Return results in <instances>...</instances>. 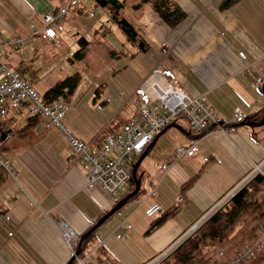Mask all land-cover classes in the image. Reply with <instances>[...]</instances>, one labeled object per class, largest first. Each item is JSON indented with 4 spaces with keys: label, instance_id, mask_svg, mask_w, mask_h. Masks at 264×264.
<instances>
[{
    "label": "crops",
    "instance_id": "0c3cea01",
    "mask_svg": "<svg viewBox=\"0 0 264 264\" xmlns=\"http://www.w3.org/2000/svg\"><path fill=\"white\" fill-rule=\"evenodd\" d=\"M89 1L86 7L94 16L72 11L63 21L65 30L56 40L48 41L33 35L32 26L40 33L44 17L66 6L68 0H0L1 40L31 38L24 46L4 48L6 62L42 95L80 71H89L95 78L108 72L114 77L129 73L139 81H119L120 92H111L107 84L94 82L82 94L79 85L68 100L65 118L66 127L74 135L101 148L124 123L138 115L146 102L144 96H138L139 88L155 72L192 97L204 95L226 128L236 129L226 133L216 126L194 132L185 118H178L176 124L186 133L171 128L177 133L169 129L163 134L175 146L157 153L161 161L145 165L142 181L149 187L129 200L101 230L100 226L94 233L95 244L90 247L87 242L81 253L91 254L96 264H147L236 189L255 164L264 161L263 119L259 117L264 109V0H240L227 10H221L224 0H174L187 14L175 27L145 6L136 22L145 52L129 41L126 46L124 42L116 45V37L124 38L109 13L96 19L97 3ZM82 37L91 44L106 42L127 55L96 75L74 58ZM128 60L134 71L129 65L119 68L120 62ZM61 68L71 74L61 75ZM133 97L134 104L128 108ZM237 109L247 112L249 126L236 123ZM124 111H128L125 119L121 117ZM6 117L8 120L0 122L8 130L1 151L16 177L0 165V264H68L71 252L59 223L67 222L83 236L127 190L116 200L118 195L110 196L100 186L87 189V174L71 161L67 138L50 127L46 119H38L34 135L20 136V131L31 123L27 105L9 111ZM191 135L201 137L192 139ZM161 137L149 154L156 146L162 149ZM179 144H197L199 150L194 157L177 159L174 152ZM153 187L156 196L149 197ZM153 203L161 206L162 213L150 218L145 209ZM125 221L131 227H120Z\"/></svg>",
    "mask_w": 264,
    "mask_h": 264
},
{
    "label": "built area",
    "instance_id": "2783aa9c",
    "mask_svg": "<svg viewBox=\"0 0 264 264\" xmlns=\"http://www.w3.org/2000/svg\"><path fill=\"white\" fill-rule=\"evenodd\" d=\"M88 1L68 0L66 6L44 17V29L40 33L32 26L33 35H40L42 39L48 41L56 40L59 33L65 30L64 19L69 17L72 11L88 13L86 7ZM88 14L94 16L92 12ZM29 39L31 38L16 37L2 41L0 38V122L8 115L9 111L27 105L30 116L44 118L50 127L62 131L71 148V161L80 165L87 174V189L89 190H94L100 186L110 196H117L125 191L131 180L132 165L135 159L144 153L159 132L170 124L176 123L178 116L185 118L190 130L194 132L209 131L221 122L220 115L209 108L204 95L192 97L185 90L167 81L159 72H155L139 88L140 94L145 97L146 102L140 107L138 115L124 123L122 128L111 135L101 148L92 147L66 127L65 118L69 112V106L63 100L47 102L27 78L12 69L6 62L3 49L24 46L29 42ZM261 81L260 79L259 82ZM248 117L247 112L242 109H237L234 114L237 124L246 122ZM235 131V128L221 127V132L233 133ZM198 150L197 144L189 146L179 144L175 147L174 157L177 159L184 156L194 157ZM0 165L16 177L10 162L3 157L1 152ZM164 168L167 167L164 166ZM259 174L264 175V161L255 164L251 174L190 231H196L209 214L220 209L247 185L246 182L252 181ZM148 196H156V187H153ZM179 201L182 202L183 199ZM145 212L148 217L153 218L162 213V208L158 203H153L147 205ZM120 227H131V225L125 221ZM59 230L70 249L71 255H76V246L80 240V235L64 221L59 223ZM263 238L264 228L262 241ZM180 242V239L177 240L171 249H177ZM260 248L261 243L258 241L243 253L232 258L229 264H242L244 260L253 258ZM160 260L157 258L149 264H159ZM73 264L96 263L89 254L83 258L75 256Z\"/></svg>",
    "mask_w": 264,
    "mask_h": 264
},
{
    "label": "trees",
    "instance_id": "16d2710c",
    "mask_svg": "<svg viewBox=\"0 0 264 264\" xmlns=\"http://www.w3.org/2000/svg\"><path fill=\"white\" fill-rule=\"evenodd\" d=\"M95 1L100 7L108 11L111 21L117 24L130 41L138 45V49L142 52L147 49L145 42L139 38L136 22L141 19L145 6H150L170 27L179 25L187 18L186 12L174 0ZM238 1L240 0H224L221 10L231 8ZM79 45V50L74 54V58L80 62L83 61L96 75L101 74L127 55L124 50L116 49L106 42L91 44L85 37L79 39ZM81 80L82 75L80 72L68 76L43 93V98L47 102L63 100L67 104ZM259 117L260 121L264 118V109H262ZM30 118L31 123L20 131V136L24 133L34 135L33 128L41 117L30 116ZM7 134L8 130L0 123L1 153V144L5 140L2 137ZM35 139H38V137H35ZM136 162L133 163L132 168ZM140 176L138 169L137 177L140 179ZM135 189L136 185L131 176L127 191L119 201ZM141 193L142 185L140 192L131 200ZM160 224L161 222L152 229ZM263 228L264 175L259 174L251 181L249 186H245L238 191L227 203L214 212L191 237L186 239L159 264H229L232 258H235L239 253H243L258 241L261 243V248L253 258L244 260L242 264H260L264 261ZM87 240L83 242L82 248Z\"/></svg>",
    "mask_w": 264,
    "mask_h": 264
},
{
    "label": "rangeland",
    "instance_id": "374dc122",
    "mask_svg": "<svg viewBox=\"0 0 264 264\" xmlns=\"http://www.w3.org/2000/svg\"><path fill=\"white\" fill-rule=\"evenodd\" d=\"M89 4H94V0H90L89 1ZM96 19L97 18H99V17H101V16H107L108 15V11L105 9V8H102V7H100L98 4L96 5ZM115 27L118 29V31L121 33V35L123 36V38H124V41L123 40H119L117 37H116V41H115V44L116 45H120V44H122L123 42H124V46H126L128 43H127V41H129V42H131L130 41V39L121 31V29L119 28V26L117 25V24H115ZM113 42V41H112ZM69 64V63H68ZM67 64V65H68ZM119 64H121L120 65V67L119 68H128V67H130L131 68V70L130 71H134V67H133V64H130V60H128L127 61V63H122V62H120ZM127 65H129L128 67H125V66H127ZM69 67H72L70 64H69ZM118 68V69H119ZM61 72H60V74L61 75H69V74H71V73H67V69H64V68H61ZM72 72H74V71H72ZM80 73H81V75H82V80H81V82H80V87H81V89H82V94L85 92V91H88L89 90V88L91 87V85L94 83V82H98L99 83V85H102V84H107V87H106V89L107 90H110L111 92L112 91H115V92H120V90L122 89V86H121V84L119 83V81L120 82H125V81H133V82H139L138 80H133V77L129 74V73H125V74H119L117 77H114V76H112V74L110 73V72H108V73H110V74H108V73H102L101 75H99L97 78H95L94 76H90L89 75V71H86V72H83V71H80ZM92 77H94V78H92ZM99 78V79H98ZM114 78H116V79H118V80H113ZM137 89V87L135 88V90ZM43 92V91H42ZM126 94V96H127V93H125ZM132 95V94H131ZM130 95V96H131ZM138 96H141V94H138ZM135 97H133V99H131V100H129L128 101V104H127V107L128 108H131L132 106H133V104H134V101H135ZM127 114H128V111H124L122 114H121V117L122 118H126V116H127ZM26 116H27V114H26ZM179 117H181V116H178L177 118H179ZM176 118V119H177ZM5 120H8V118L7 117H5ZM20 126H22V125H20ZM168 127V126H167ZM261 129H263L264 130V124L263 125H261ZM170 131H173V132H176V129H170ZM177 133V132H176ZM264 136V134H262L261 135V137H263ZM160 142L162 143V149H160V150H157V146L155 147V149L153 150V152L151 153V154H149V155H147L146 157H145V159L142 161V163H141V166H140V168H139V172L141 173V176H140V179H141V181H142V173H143V171H144V169H145V165L147 164V163H154V162H159V161H161V159H160V156L157 154V153H159L160 151H163L164 149H167V148H170V147H172V146H175V144H174V141L171 139V138H169L167 135H163L162 137H161V140H160ZM151 145V144H150ZM158 146H159V144H158ZM152 150V149H151ZM146 151V150H145ZM144 151V152H145ZM5 152V151H4ZM138 157L135 159V161H138ZM167 167V166H166ZM255 167V166H254ZM130 183V182H129ZM247 183V185L246 186H249V184L251 183V181H248V182H246ZM135 185H136V183H135ZM145 187H149V185L148 184H146V185H143V181H142V192L144 191V189H145ZM125 192H121L117 197H116V200H118L123 194H124ZM120 202V201H119ZM118 202V203H119ZM117 203V204H118ZM121 210V209H120ZM119 210V211H120ZM118 211V212H119ZM117 212V213H118ZM109 213V212H108ZM146 213V212H145ZM116 214V213H115ZM114 214V215H115ZM214 213H211V214H209L205 219H204V221L202 222V224L201 225H203L212 215H213ZM113 215V216H114ZM105 216V215H104ZM103 216V217H104ZM102 217V218H103ZM112 217V216H111ZM110 217V218H111ZM205 217V215L201 218V219H203ZM101 218V219H102ZM109 218V219H110ZM100 219V220H101ZM200 219V220H201ZM99 220V221H100ZM199 220V221H200ZM98 221V222H99ZM199 221H197L192 227H194ZM65 222V221H64ZM97 222V223H98ZM96 223V224H97ZM95 224V225H96ZM94 225V226H95ZM201 225L198 227V228H200L201 227ZM103 226L104 225H102L100 228H99V230H101L102 228H103ZM192 227L190 228V230L192 229ZM197 228V229H198ZM189 230V231H190ZM97 231V230H96ZM95 231V232H96ZM187 232V233H185L181 238H180V240H181V242H180V245L186 240V239H188L189 237H191L194 233H195V231H190V232ZM94 232V233H95ZM94 233L89 237V238H87L88 240H87V242H89L88 243V246H90V247H92L94 244H95V242H94ZM84 236V235H83ZM83 236H80V239L83 237ZM97 237H98V235H96L95 234V239H96V241H97ZM79 242H80V240H79ZM79 242H78V244H79ZM86 242V243H87ZM78 244H77V246H76V255H74V256H72L71 255V259L73 258V257H75V256H77V249H78ZM86 245V244H85ZM179 245V246H180ZM172 246V245H171ZM82 249L83 248H81V253H82ZM176 249H171V247H169V249H166L163 253H161L160 255H158L157 257H155L154 259H152L150 262H152L153 260H155V259H157V258H160L161 260H160V262L161 261H163L168 255H170L173 251H175ZM81 253H80V255L79 256H77V257H81V258H83V257H85V256H81ZM91 255V254H90ZM86 256H88V255H86ZM70 259V260H71ZM75 261V260H74ZM150 262H148L147 264H149Z\"/></svg>",
    "mask_w": 264,
    "mask_h": 264
},
{
    "label": "water",
    "instance_id": "95a60500",
    "mask_svg": "<svg viewBox=\"0 0 264 264\" xmlns=\"http://www.w3.org/2000/svg\"><path fill=\"white\" fill-rule=\"evenodd\" d=\"M242 124V123H241ZM264 124V118L261 122V125ZM242 125H247L249 126L250 124L249 123H246L244 122ZM216 126H221V127H226L225 124L223 122H220L218 123L217 125L213 126V127H216ZM212 127V128H213ZM171 128H176V129H179L181 130L182 132L186 133V131L178 126L176 123H172L170 124L168 127H166L165 129H163L161 132H159L157 134V136L155 137V139L153 140V142L151 143V145L146 149V151L141 155V157L138 159V161L136 162L135 166L133 167L132 169V177L134 179V182L136 183V189L129 195H127L123 200H121L113 209H111L109 211V213H107L88 233H86L81 239H80V242L78 244V249H77V256L80 255L81 253V248H82V244L83 242L89 238L100 226H102L111 216H113L115 213H117L122 207H124L127 202L129 200H131V198H133L136 194H138L140 192V189H141V185H142V181L141 179H139L137 177V172H138V169L139 167L141 166V163L142 161L145 159V157L147 155H149L151 149L155 146L158 138H160L167 130L171 129ZM211 128V129H212ZM210 129V130H211ZM7 135H4L2 137V139H6ZM201 136H193L191 135V138L192 139H197V138H200ZM74 260H75V257H73L68 264H73L74 263Z\"/></svg>",
    "mask_w": 264,
    "mask_h": 264
}]
</instances>
